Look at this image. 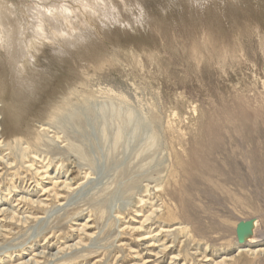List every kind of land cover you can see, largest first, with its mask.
<instances>
[{
    "label": "rangeland",
    "instance_id": "1",
    "mask_svg": "<svg viewBox=\"0 0 264 264\" xmlns=\"http://www.w3.org/2000/svg\"><path fill=\"white\" fill-rule=\"evenodd\" d=\"M0 1L22 18L38 0ZM58 1L65 30L18 65L0 48V209L17 214L0 216V264H264V241H234L241 220L264 236V0ZM150 199L178 219L144 223ZM161 229L168 250L146 248Z\"/></svg>",
    "mask_w": 264,
    "mask_h": 264
},
{
    "label": "bare ground",
    "instance_id": "2",
    "mask_svg": "<svg viewBox=\"0 0 264 264\" xmlns=\"http://www.w3.org/2000/svg\"><path fill=\"white\" fill-rule=\"evenodd\" d=\"M75 2L79 3V5L83 6L84 8L85 7H95V9L97 7H105L107 8L108 10V7H110L109 3L106 1V0H74ZM66 1H63V2H53V3H48V0H38V1H35L33 2V4L31 5H27L25 6V10L23 11L24 13V16H22V18H19L16 13H15V9L14 8H10V6L8 7L5 3V2H1L0 1V48L1 49H4L7 51V53L11 56L12 60L15 61V63L18 65L20 63H22L21 61L26 59L27 55H31V50L33 48H35V44H36V41H39V40H42V39H47V35L45 34L46 33V27L47 25H50V26H53V27H56L55 30L60 32L62 31L64 28L63 26L68 22V19L71 17V12L74 11L73 9H70L68 7H66L63 3H65ZM112 2V0H111ZM236 2V1H235ZM234 2V3H235ZM233 3V4H234ZM115 5V4H114ZM125 5V3H124ZM112 6V5H111ZM235 6V4H234ZM20 7V6H19ZM70 7V6H69ZM124 7V6H123ZM112 8V7H111ZM238 8V7H236ZM110 9V8H109ZM111 10V9H110ZM93 12V11H92ZM109 12V11H108ZM113 12V11H112ZM81 13V12H80ZM147 13V12H146ZM105 16V15H104ZM100 17V16H99ZM110 21V20H109ZM55 23V24H54ZM106 23V22H105ZM55 25V26H54ZM74 25V24H73ZM65 30V29H64ZM87 30V29H86ZM49 34V33H48ZM84 36V35H83ZM45 48V47H44ZM26 63V62H25ZM24 63V64H25ZM14 65V64H13ZM17 67V66H16ZM15 68V67H14ZM13 68V69H14ZM15 78V77H14ZM21 83V80L18 81V84ZM16 89V88H15ZM19 90V89H18ZM27 91V90H26ZM0 99H2V96L3 94L6 93V87L4 88V85H0ZM25 93V92H24ZM28 93V92H27ZM34 96V95H33ZM28 98V97H27ZM30 103V102H29ZM30 107V106H28ZM32 110V109H31ZM0 111L3 113V109L2 107H0ZM24 111V110H23ZM30 111V110H29ZM22 113V112H21ZM28 113V112H27ZM2 121L3 120V115L0 114V129H1V125H2ZM11 123V122H10ZM44 130V129H43ZM30 131V130H29ZM10 132V131H9ZM57 132V131H56ZM4 133V132H3ZM22 133V132H21ZM0 134H1V130H0ZM5 134V133H4ZM10 134V133H9ZM59 135V134H58ZM61 136V135H60ZM9 137V136H8ZM6 139V138H5ZM47 139V138H46ZM56 139V138H55ZM16 140V139H14ZM3 143V142H2ZM3 146V145H2ZM28 147V146H27ZM73 148V147H72ZM73 150V149H72ZM194 154V153H193ZM51 156V155H50ZM194 156V155H193ZM199 156V155H198ZM197 156V158H198ZM195 157V156H194ZM196 159H192L193 161L197 160ZM208 158V157H207ZM4 159V158H3ZM81 159V158H80ZM205 159V158H204ZM79 161V159H77ZM208 160V159H207ZM42 162V161H41ZM202 161H200L201 163ZM192 163V162H191ZM198 163V161H197ZM5 164V163H4ZM6 165L9 166L11 164L7 163L6 162ZM190 165V164H189ZM208 165V164H207ZM32 166V165H31ZM46 166V165H45ZM49 166V165H48ZM46 166L47 168L46 169H49V167ZM61 166V165H60ZM59 166V167H60ZM188 166V165H187ZM192 166V165H191ZM200 166V164L198 163V167ZM28 167V166H27ZM30 167V166H29ZM86 167V166H85ZM141 167V166H140ZM201 167V168H200ZM199 167L198 170H200V173H198V177L202 178L204 181H208L209 182V185H210V177H208L209 174H211V168L210 169H207V166L205 165V163H202L201 166ZM32 168V167H30ZM42 168V167H40ZM188 168V167H187ZM217 168V167H216ZM33 169V168H32ZM92 169V168H91ZM38 170V169H36ZM45 170L43 171L44 173ZM195 170V168H194ZM197 170V171H198ZM209 174L207 173V171H209ZM74 171V170H73ZM150 171V170H149ZM214 171V169L212 170ZM216 171H219V168L216 170ZM215 172V171H214ZM220 172V171H219ZM218 172V173H219ZM5 173V172H4ZM40 172L37 171V175L39 174ZM69 173H71V176H73V174L75 173L72 172V171H69ZM91 173V172H90ZM197 173V172H196ZM42 174V172H41ZM47 174V173H46ZM43 175V177L46 176ZM217 174V172L215 173ZM213 174V175H215ZM2 175V174H1ZM88 173H85V178L88 177ZM142 175V174H141ZM152 175V174H151ZM212 175V174H211ZM147 176V175H146ZM215 177V176H214ZM213 177V178H214ZM46 178V177H45ZM84 178V179H85ZM156 179V178H155ZM67 180V179H66ZM65 182H61L62 186H58L57 185V182H54L52 184H54V187H52L51 189L53 190V192L55 191V193H52L53 195H55V197L59 200V199H62V193L64 191H67V192H70L72 193L73 191V186L75 184H77L78 180L77 177H73L72 179H70V181H66ZM219 180V179H218ZM51 181V180H50ZM136 181V180H135ZM153 181V180H151ZM157 181V180H156ZM159 181V180H158ZM195 181V180H193ZM214 181V180H213ZM217 180H215L216 182ZM88 182V181H87ZM149 182V181H148ZM218 182V181H217ZM82 183V182H81ZM80 183V184H81ZM220 184V180L218 182ZM59 184V182H58ZM74 184V185H73ZM79 184V185H80ZM87 184V183H86ZM222 184H220L221 186ZM213 186V185H212ZM216 186V184H215ZM211 187V186H210ZM78 188V187H77ZM217 188V187H216ZM50 189V188H49ZM218 189V188H217ZM216 189V190H217ZM222 187L220 188V191H221ZM44 191V189H43ZM62 192V193H60ZM48 193V192H47ZM151 198V197H150ZM153 199V198H152ZM27 201L26 198H23V197H20V202L22 201ZM145 200V199H144ZM149 200V199H148ZM151 200V199H150ZM31 202V201H30ZM33 202V201H32ZM37 202V201H36ZM36 202H33V203H36ZM45 202V201H44ZM149 202V201H148ZM27 203V202H26ZM42 201H39L37 204L38 205H41L42 206ZM189 204V203H188ZM45 206V205H44ZM150 206V207H149ZM149 210H148V215L147 216H144V223H151L153 221V219L156 217L157 213L160 212V211H165L166 210V214L168 216L169 219H174V220H177L178 217L176 215V213L174 211H172V209L166 205L165 207L164 206H158L156 205V203H154L152 200L150 201L149 205ZM190 207V206H189ZM13 211V210H12ZM113 211V209H112ZM121 212V211H120ZM5 213L9 214V216H11V220L14 219L17 221V218H14L16 217L15 216V212H10V210H5V209H0V216L2 215H5ZM161 214V213H160ZM164 214V213H163ZM17 215V214H16ZM6 216V215H5ZM138 217H141L143 215H141L140 213L137 215ZM160 216V215H159ZM163 216V215H162ZM18 217V216H17ZM26 217V216H25ZM185 219L183 220H187L186 223L184 224H187L188 225V221H190L189 217L188 216H185ZM7 218V217H6ZM20 217H18L19 219ZM26 218H30L29 217H26ZM32 218V217H31ZM117 218V217H116ZM183 218V217H182ZM33 219V218H32ZM119 219V218H118ZM157 219V218H156ZM162 219V217H161ZM168 219V220H169ZM10 221V220H9ZM8 221V222H9ZM22 218H21V222H22ZM247 221H251L252 222V226H251V234L250 235H247L245 236L244 238V242L242 244H239L238 242V238H237V233H236V229H237V226L240 222H247ZM1 222H6V221H1ZM20 222V223H21ZM25 222V221H24ZM181 222H182V219H181ZM179 222V225H180V229L182 231H185L186 229L182 226H185L183 224V222L181 223ZM89 223V222H88ZM239 223H237L235 225V228H234V231H235V244L237 245V251L238 253H246V252H251V247L260 243V242H263L264 241V236L262 235H259V230L256 226V222L253 221L252 219H248V220H241L239 221ZM167 224V223H166ZM178 224V222H177ZM119 225V224H118ZM143 226V225H142ZM141 226V227H142ZM81 227V226H80ZM86 227V226H85ZM119 227V226H118ZM144 227V226H143ZM87 228V227H86ZM93 228V227H92ZM91 229V228H90ZM163 229V228H162ZM160 230L158 231L156 234H154V236H152V232L150 230V232L146 233V235L143 236V238H141L142 241H148V246L146 248H153L154 249H158L160 253L162 252H166L168 250V248L166 247V245L163 243L161 245H157V243H160V240L159 238H156V237H159V236H163V230ZM185 229V230H184ZM141 230V228H140ZM174 230V229H173ZM171 230V232L173 231ZM166 231V230H165ZM198 231V230H197ZM139 232V231H138ZM169 231V233H171ZM175 232V230H174ZM168 233V234H169ZM94 235V234H93ZM0 236H2L0 234ZM87 236V235H86ZM170 236V235H169ZM2 238V237H1ZM261 239V240H260ZM81 242V241H80ZM166 242V241H165ZM182 245V244H181ZM71 245H68V246H65L64 249H61V250H66L67 248H69ZM119 247V246H118ZM207 247V246H206ZM172 248V247H171ZM60 249V248H59ZM46 250V249H45ZM59 250V251H61ZM73 250V249H72ZM71 250V251H72ZM76 250V249H74ZM73 250V251H74ZM151 250V251H153ZM259 250H263V249H256L254 251H259ZM70 251V252H71ZM150 251V250H148ZM46 251L42 250L41 252H38V254H34L32 258H30L28 260V262H31L30 264H40V260H38V258H44L45 255L48 256L49 258H52L54 255L50 254V253H45ZM80 252V251H79ZM208 252V251H207ZM74 253V252H73ZM58 254V253H57ZM61 254V253H60ZM75 254V253H74ZM67 255V254H66ZM58 256V255H57ZM61 257V256H60ZM58 258V257H57ZM64 258V257H63ZM67 257H65L64 259H59L57 260L58 262L60 261H63L65 260ZM73 258V257H72ZM79 258V257H78ZM84 258V257H83ZM206 258V257H205ZM238 258V257H237ZM80 259V258H79ZM207 259V258H206ZM228 258L227 257H224L222 260H227ZM45 260V259H44ZM56 261V262H57ZM210 259H207L205 262H209ZM27 260L24 261L23 263L21 264H26ZM57 262V263H58ZM219 262V261H218ZM217 262V264H218ZM223 262V261H222ZM15 263V262H14ZM44 262H42L43 264ZM69 264V263H68ZM221 264V263H220Z\"/></svg>",
    "mask_w": 264,
    "mask_h": 264
},
{
    "label": "water",
    "instance_id": "3",
    "mask_svg": "<svg viewBox=\"0 0 264 264\" xmlns=\"http://www.w3.org/2000/svg\"><path fill=\"white\" fill-rule=\"evenodd\" d=\"M251 226L252 222L247 221V222H240L237 226L236 233H237V238L239 244H242L244 242V238L247 235L251 234Z\"/></svg>",
    "mask_w": 264,
    "mask_h": 264
}]
</instances>
